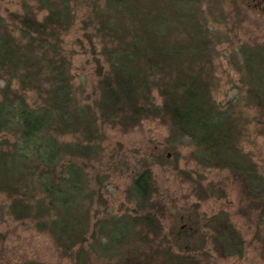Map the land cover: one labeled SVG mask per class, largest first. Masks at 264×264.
<instances>
[{"label":"trees","instance_id":"1","mask_svg":"<svg viewBox=\"0 0 264 264\" xmlns=\"http://www.w3.org/2000/svg\"><path fill=\"white\" fill-rule=\"evenodd\" d=\"M164 1L165 7L174 2L179 11L184 3L189 4L188 0ZM93 6L97 35L91 41V54L98 65L97 85L96 98L86 104L76 95L71 68L50 42L53 35L41 36L44 30L59 28L62 22L57 17L63 9L57 13L49 8L40 22L24 19L28 36H23V44L0 33V190L15 195L10 213L15 218L22 214L36 217L44 224L38 227L52 235L57 247L72 248L81 237L80 227L73 229L72 225L81 221L80 214L87 211L84 199L92 192L83 162L98 151L93 138H98L106 123L127 130L155 117L168 122L176 142L188 137L196 160L204 167L228 169L246 179L250 193L264 195L256 164L239 144L238 119L211 94L206 73L209 57L201 30L190 28L186 20L180 21L183 31L160 29L156 0H94ZM162 19L166 21L164 15ZM254 59L261 63L263 56L254 55ZM262 79L260 74L257 80L246 81L245 89L249 94L255 92L264 114ZM32 91L35 97L30 98ZM66 136L73 139L66 141ZM151 179L149 168L137 172L127 190L133 216L121 215L112 222L100 219L97 231L106 241L104 227L122 221L129 232L115 246L137 237L136 227L140 232L136 240L145 248L141 251L153 264H200L196 256L178 253L168 243L153 246L155 238L163 237L161 222L151 211ZM63 216H67L65 222L56 225ZM204 219L215 233L211 242L217 254L224 258L243 254L244 240L224 212ZM109 249L104 246L101 252Z\"/></svg>","mask_w":264,"mask_h":264},{"label":"rangeland","instance_id":"2","mask_svg":"<svg viewBox=\"0 0 264 264\" xmlns=\"http://www.w3.org/2000/svg\"><path fill=\"white\" fill-rule=\"evenodd\" d=\"M156 1L160 29L169 28L171 33L183 31L185 26L181 22L186 20L190 28L192 25L200 29L205 36L211 94L223 110L238 119L239 144L256 164L264 185V114L256 103L255 92L250 95L245 89V82L257 80L260 74V81L264 82V14L254 0H188L192 9L184 3L181 11L174 8V2L165 7L164 0ZM93 2L0 0V33L16 37L19 44L26 41L24 35L28 36L22 24L24 19L40 22L49 8L57 13L64 10L57 17L62 22L59 28L44 30L41 36L47 32L53 35L50 42L56 44L59 56L71 68V83L84 102L96 98L98 65L91 54V41L97 35L92 24ZM96 8L100 9L99 4ZM30 33L35 36L33 31ZM258 54L263 56L261 63L255 62L254 55ZM28 94L35 97L33 91ZM168 126V122L155 117L127 130L107 123L100 129L98 138L92 141L98 151L83 162L88 190L92 192L84 199L87 211L80 214L81 221L78 219L72 225L73 229L80 227L81 237L70 249L57 247L52 235L38 227L43 223L36 217L22 214L15 218L8 208L15 195L0 190V264H153L151 257L142 253L145 248L137 241L138 228L133 227L137 237L121 242V246L115 243L129 232L125 223L116 220L104 227L106 241L96 229L100 219L112 222L121 215L133 216L127 190L133 176L144 168H149L152 175L151 211L162 225L163 239L155 238L153 246L168 243L178 253L196 256L200 264H264V195L250 193L246 179L245 183L228 169L204 167L196 160L195 147L188 137L176 142ZM220 211L229 217L244 240L241 256L224 258L212 249L215 233L205 225L204 218ZM66 219L67 216L61 217L56 225H62ZM104 246L105 250L111 249L102 253ZM132 253L136 254L130 258Z\"/></svg>","mask_w":264,"mask_h":264},{"label":"flooded vegetation","instance_id":"3","mask_svg":"<svg viewBox=\"0 0 264 264\" xmlns=\"http://www.w3.org/2000/svg\"><path fill=\"white\" fill-rule=\"evenodd\" d=\"M255 5L260 9V12L264 14V0H254Z\"/></svg>","mask_w":264,"mask_h":264},{"label":"bare ground","instance_id":"4","mask_svg":"<svg viewBox=\"0 0 264 264\" xmlns=\"http://www.w3.org/2000/svg\"><path fill=\"white\" fill-rule=\"evenodd\" d=\"M230 112V111H229Z\"/></svg>","mask_w":264,"mask_h":264}]
</instances>
